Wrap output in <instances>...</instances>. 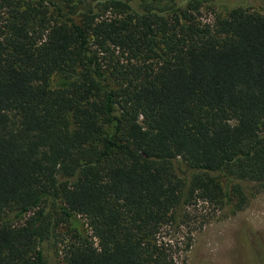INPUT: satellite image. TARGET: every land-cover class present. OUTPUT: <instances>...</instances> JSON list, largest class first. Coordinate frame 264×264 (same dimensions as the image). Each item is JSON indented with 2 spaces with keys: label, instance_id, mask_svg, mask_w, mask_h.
<instances>
[{
  "label": "trees",
  "instance_id": "trees-1",
  "mask_svg": "<svg viewBox=\"0 0 264 264\" xmlns=\"http://www.w3.org/2000/svg\"><path fill=\"white\" fill-rule=\"evenodd\" d=\"M223 1L0 0V264H183L264 191V0Z\"/></svg>",
  "mask_w": 264,
  "mask_h": 264
},
{
  "label": "rangeland",
  "instance_id": "rangeland-1",
  "mask_svg": "<svg viewBox=\"0 0 264 264\" xmlns=\"http://www.w3.org/2000/svg\"><path fill=\"white\" fill-rule=\"evenodd\" d=\"M235 0H224L231 4ZM253 10H262L258 0H248ZM214 10L220 13L221 9ZM210 10H202L203 20H213ZM246 206L236 212L221 211L198 202L189 208V226L176 239L191 237L188 251L182 250L183 264H264V191L252 185L245 190Z\"/></svg>",
  "mask_w": 264,
  "mask_h": 264
}]
</instances>
